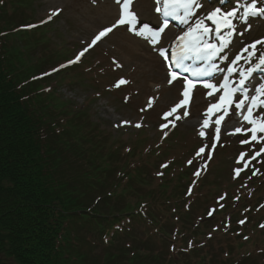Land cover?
<instances>
[{
  "label": "rangeland",
  "instance_id": "rangeland-1",
  "mask_svg": "<svg viewBox=\"0 0 264 264\" xmlns=\"http://www.w3.org/2000/svg\"><path fill=\"white\" fill-rule=\"evenodd\" d=\"M200 2L202 7L195 10L194 23L196 19L206 16L216 7L229 11L233 7L249 3L250 0H200ZM257 6L264 7V0H257ZM155 7L154 0H134L132 4V10L140 21L149 23L154 28L160 24ZM57 9L60 10L59 14L49 20V15ZM107 9H110V13ZM17 15V19H22L23 24L45 22L41 26L37 25V30L19 32L13 44L14 50L20 49L22 52L21 68L30 72L29 77L32 74L39 77V74L42 75L44 72L50 74L38 80V83L43 85L41 90H45L44 95L52 101L57 98L65 102L68 111H80L82 114L80 121L86 126L82 127V130L98 134L103 140L104 149L108 151L117 149L119 164L141 167L147 178L142 188L153 189L158 191L155 193H159L163 189L174 191V187L183 185L180 188L183 206L188 207L189 199L188 202L191 201L190 204L194 206L191 209H195L194 211L198 215H203L202 217H205L206 211L203 210L205 207L209 215V205L219 202V198L225 196L224 202L228 206H225V211L221 213L224 214V218L226 219L225 213L238 210V217L244 216L247 222L238 227L235 216L234 228L240 229L242 234L234 232V236L221 234L209 226L200 227L204 233L217 232L211 251L218 255L213 257V261L227 263V253H221L231 248L230 259H241L239 264L246 261L243 256L248 254L256 257L257 261L254 264H263L264 228L260 225L264 224V207H261L264 205V154L250 160L246 168L243 167V163L238 164L237 159L241 152H245L247 153L245 160H249L264 143L252 142L242 145L241 141L249 139L250 133L228 134L238 127H250L242 121L241 115L236 114L233 105L229 115L221 122L220 141L212 153V159L207 161V170L196 178L193 173L205 161L194 158L195 152L204 145L211 148L215 136V125L212 121L219 115L217 113L216 116L209 118L210 127L203 129L206 136L200 137L198 133L206 118L204 114L208 109L207 105L211 102L216 103L220 95V92H217L215 98L209 99L210 101L208 98L202 100L206 95V90L201 88L202 85H199L192 95V102L188 105L187 110L191 112L192 117L177 121L174 129H168L167 138L163 137L160 129V124L164 122L161 119L162 114L182 99L183 80L177 79L170 86L164 82L161 90L155 87L162 80L161 77L167 74V66L159 56V49L170 47L171 39H174V35L180 29L173 30L168 27L162 34L160 43L153 45L150 39L136 36L128 32L126 26H120L89 49L79 62L69 64L68 62L74 60L96 34L118 19L119 6L114 0H28V5ZM234 24L236 31L220 58L222 62L220 73L209 81L216 82V85L222 83V78L227 75L226 69L232 65L231 61L237 55H242V59L235 65L238 71L233 73L230 79L234 77L239 81V70L255 67L259 62V56L264 54V44H258L255 55L251 57L247 52H243V49L253 42L264 40V16L250 17L247 24L239 20L234 21ZM113 60L122 67H116ZM120 78L128 80L129 83L115 88L114 84ZM164 79L168 81V77ZM260 84H264V66L256 68L245 83V87L250 89V96L256 94L255 88ZM149 98H155L153 107L142 112L141 109L146 108ZM240 98L241 94L236 100ZM254 111L256 116H264V107ZM79 115L74 118L69 114L74 119H78ZM60 117L61 123L67 120L66 114H61ZM124 121H130L132 124L123 125ZM135 123L142 126L140 128L132 126ZM62 125V128H66V123ZM207 151L208 149L205 155ZM188 160H193V164L188 165ZM165 163L168 167L161 168ZM238 167L243 170L239 177L233 178L234 169ZM160 172L163 175H157ZM189 187L192 189L191 195L185 194L186 188ZM241 193L245 194L237 203L236 197ZM245 198L247 200L243 202ZM250 203L258 207L253 211L243 208ZM194 221H188L187 229L192 230L196 227ZM215 221L216 216L210 225L216 223L219 228L224 226ZM86 231L87 229L80 228L78 232H85L90 238L81 244L80 249L86 252L90 259L96 257L98 263L102 264L106 251L109 250L110 235L106 239L104 236L92 235Z\"/></svg>",
  "mask_w": 264,
  "mask_h": 264
},
{
  "label": "trees",
  "instance_id": "trees-1",
  "mask_svg": "<svg viewBox=\"0 0 264 264\" xmlns=\"http://www.w3.org/2000/svg\"><path fill=\"white\" fill-rule=\"evenodd\" d=\"M26 5L28 0H0V264H99L81 251L90 238L80 228L110 235L102 264H221L211 251L216 233L242 234L234 227L247 219L238 210L225 219L227 203H215L212 215L207 207L205 217L198 215L188 198L183 206V185L159 193L142 188L147 178L141 167L119 164L117 149H104L98 134L82 130L80 111L45 96L39 79L21 68V50H14L15 36L28 32L17 19ZM215 216L223 227L210 225ZM208 226L217 232L200 230ZM223 253L225 264L240 263L230 259L231 248ZM243 257L242 264L257 261Z\"/></svg>",
  "mask_w": 264,
  "mask_h": 264
},
{
  "label": "snow or ice",
  "instance_id": "snow-or-ice-1",
  "mask_svg": "<svg viewBox=\"0 0 264 264\" xmlns=\"http://www.w3.org/2000/svg\"><path fill=\"white\" fill-rule=\"evenodd\" d=\"M115 4L119 6L118 19L111 26L103 28L92 41L81 50L75 57L74 60L69 61V64L77 63L81 60V57L97 45L98 42L102 41L103 38L107 37L114 29L120 26H126V30L136 36L150 39L153 45L160 43L162 34L168 29L171 20H178L180 23L188 25L187 29L182 32L181 35L175 37L172 42L171 49L160 48L159 56L163 58L167 66L168 84L171 85L174 81L179 78L183 79V91L181 93L182 99L178 103L173 105L170 110L162 114L161 119L164 121L160 124L163 137L167 138L169 135L168 129H174L177 125L176 122L186 118L189 115L188 105L192 102V92L196 88L197 84H201L206 89H211L207 93L208 96H213L216 92H221L216 103L210 104L205 115V119L201 125V131L198 133L200 137H205L206 133L203 129L210 127L209 118L216 116L218 117L212 121L215 125V136L211 148L208 145L200 147L195 152V157L203 159L205 162L197 168L193 175L196 178L201 176L203 171L207 170V161L212 159V153L214 152L217 144L220 141L221 134V122L224 121L225 117L229 115L230 109L235 107L236 114L242 116V121L250 127L247 128H236L234 132L228 133L236 134L242 133L248 135L250 138L241 141V144H251L252 142L264 143V116L254 115V110L264 107V84H260L255 88V95L248 96V88L245 87L246 81L251 77L252 73L261 66H264V54L259 56V62L255 67H249L246 70H239V81L238 83L230 80L233 73L237 72L238 69L235 65L242 59V55H237L232 61V65L229 66L226 71L227 75L223 77V82L219 85L213 84L208 80L200 79L202 77H211L215 71H218L217 65L211 63V61L220 55L221 52L230 44L231 37L236 31L234 21L239 20L247 24L250 17L264 16V7L257 6V0H250L240 7H233L229 11H223L221 7L214 8L206 16L198 18L195 23H190V18L195 14V10L202 7L200 0H154L156 5L155 12L159 14L161 23L158 27H152L149 23H142L138 18L137 14L132 10V4L134 0H114ZM242 8V13H241ZM59 9L53 11L48 19L51 20L53 16L59 14ZM210 22V24L208 23ZM242 34V33H241ZM215 37L216 42H212V38ZM258 44H264V40H257L251 45L245 47L243 52H247L248 56L255 55V49ZM251 49L252 51H249ZM169 51L171 55H169ZM207 61L209 67L207 70L203 68H192L187 61ZM116 67H122L117 61L113 60ZM64 67V65H61ZM190 73L192 77L197 79H190L188 76L181 77V72ZM56 71V69H54ZM128 80L120 78L115 82L114 87L120 88L121 86L127 85ZM241 93V98L237 101L235 98L237 93ZM155 98H149L146 103V108L141 109L145 111L153 107ZM246 106V111H245ZM182 110L183 115L177 114ZM123 125H131L132 122L124 121ZM118 127L121 125H117ZM136 128H140V123L132 125ZM207 151V155H205ZM264 154V146L259 151L255 152L249 160H245L247 153L241 152L237 159V163H243V167L246 168L250 163V160H255L257 157ZM188 165L193 164V160L187 161ZM168 167V164H162L161 168ZM243 168L234 169V177H239ZM255 174V173H254ZM157 175H163L162 172ZM195 183V181L193 182ZM191 187L188 189V194L191 195ZM220 200H224L225 196H221ZM239 199V197H236ZM223 207V205H220ZM264 207V205H261ZM215 209L209 211V215L214 213ZM245 220H240V224H244ZM264 228V224L260 225ZM247 239V237H245Z\"/></svg>",
  "mask_w": 264,
  "mask_h": 264
},
{
  "label": "bare ground",
  "instance_id": "bare-ground-1",
  "mask_svg": "<svg viewBox=\"0 0 264 264\" xmlns=\"http://www.w3.org/2000/svg\"><path fill=\"white\" fill-rule=\"evenodd\" d=\"M107 12H109L110 13V9H107ZM209 24H210V22H208ZM215 37H213L212 38V42H216L215 40ZM221 56H222V52L220 53V55H218L217 57H215L212 61H211V63H214V64H216L217 66H218V62H219V60H220V58H221ZM165 77H168V75L166 74V76H164L163 75V77H161V81H160V83H158V85L157 86H155V87H157L158 89H162V87L164 86V82H165V84L167 83V86H170L169 84H168V82H167V80L165 81ZM213 84H216V82H213ZM198 85L196 86V88L193 90V92H192V95L195 93V91L198 89ZM168 88V87H167ZM201 88H203V90H206V95L204 96V99H202V100H207L206 98H208V100L209 99H213V98H215V95L217 94V92L213 95V96H208L207 95V93L209 92V91H211V89H206V88H204V87H201ZM210 101V100H209ZM210 104H213L212 102L211 103H208V107L210 106ZM189 112V111H188ZM178 114V113H177ZM183 114V112H182V110L179 112V115H182ZM188 118H191L192 117V114H191V112H189V115L187 116ZM223 133V132H222Z\"/></svg>",
  "mask_w": 264,
  "mask_h": 264
}]
</instances>
